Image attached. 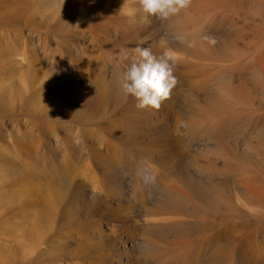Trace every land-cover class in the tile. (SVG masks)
Returning <instances> with one entry per match:
<instances>
[{
	"label": "rangeland",
	"instance_id": "rangeland-1",
	"mask_svg": "<svg viewBox=\"0 0 264 264\" xmlns=\"http://www.w3.org/2000/svg\"><path fill=\"white\" fill-rule=\"evenodd\" d=\"M255 1L237 18L247 30L264 24V0ZM130 8L139 5L0 0L1 209L8 205L0 218V264H263L258 129L242 118L223 146L202 129L216 116L194 90L207 71L187 80L175 72L178 84L159 110L138 109L131 97L125 102L121 49L139 44L157 56L166 49L178 61L184 56L172 18L144 23L139 10L127 14ZM256 106L243 114L256 119ZM212 187L218 211L228 215L213 227L226 233L224 250L185 245L168 228L163 238L161 199Z\"/></svg>",
	"mask_w": 264,
	"mask_h": 264
},
{
	"label": "bare ground",
	"instance_id": "bare-ground-1",
	"mask_svg": "<svg viewBox=\"0 0 264 264\" xmlns=\"http://www.w3.org/2000/svg\"><path fill=\"white\" fill-rule=\"evenodd\" d=\"M252 6H257L255 0H192L191 6L172 17L171 22L176 35L183 37L180 42L184 56L180 57L178 64H176V67L179 68V70L177 68L175 70L177 75L187 80L188 73L208 72V75L202 79L203 81L199 83L196 89L189 84L190 89L203 93L205 96L206 104L204 107L206 111H212V115H216L211 120L207 119L204 126H201L202 129H205L210 136L215 135L223 146L224 137L236 130L240 119L244 118L246 123H253L258 129L256 149L261 158L257 163L258 176L264 178V112H262L264 97L257 95L259 89L264 92V24H260V20L258 26L250 27L247 30L245 25H240L237 20L244 8ZM206 27L212 28V32L216 34L215 40L206 34ZM188 57L197 60L193 61ZM180 69L182 70L180 71ZM234 77H237V84L234 83ZM255 104L257 106L254 107V111L260 113L253 120L250 114L244 115L243 113L250 111V109L248 110L249 107L253 111L252 107ZM231 152L235 154V152ZM26 154L31 156L29 147ZM227 162L229 161L227 160ZM239 165L241 166L242 163ZM229 167L226 168L229 169ZM185 181L191 183L188 176L185 177ZM189 192L173 190L168 193L167 197L161 199L159 212H163L165 217L162 218L163 223L161 225L163 226H161L159 233L162 232L163 238L166 237L165 229L168 228L167 231L176 237H182L185 245L197 244L199 246L202 244V248L205 250L206 247L216 243V247L223 251L224 247L220 242L226 238V233L221 226L213 231L216 224L220 225L221 221L228 217L226 213L218 211L221 206L219 197L211 198L212 192L215 193L218 190L212 187L211 190L195 191V194ZM248 192L254 193L253 190H248ZM1 203H3L2 200H0V218L7 214L6 208L8 207L6 205L7 207L4 206L5 208L2 210L1 207L6 203ZM231 206L229 209L232 208ZM179 216L185 217V219L179 218ZM209 216L211 219L207 220ZM206 229L208 230L207 233ZM196 231L204 234L198 235ZM193 233L195 234L191 238L190 235ZM242 255L245 257L244 254H241L240 257ZM240 261L242 262V260Z\"/></svg>",
	"mask_w": 264,
	"mask_h": 264
},
{
	"label": "clouds",
	"instance_id": "clouds-1",
	"mask_svg": "<svg viewBox=\"0 0 264 264\" xmlns=\"http://www.w3.org/2000/svg\"><path fill=\"white\" fill-rule=\"evenodd\" d=\"M135 2L139 9L130 8L127 14L135 16L139 10L143 13L144 23H150V18L161 22L168 21L192 4V0H135ZM177 39L183 40V37ZM116 59L121 65L117 76L125 102L131 97L138 109L159 110L163 103L170 99L172 91L178 84L175 75L178 56L173 50L166 49L157 56L150 47L138 44L131 52L121 49Z\"/></svg>",
	"mask_w": 264,
	"mask_h": 264
}]
</instances>
